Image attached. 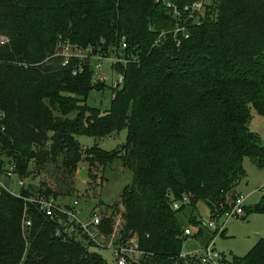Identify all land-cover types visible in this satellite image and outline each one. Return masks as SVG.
Segmentation results:
<instances>
[{
	"label": "trees",
	"instance_id": "obj_1",
	"mask_svg": "<svg viewBox=\"0 0 264 264\" xmlns=\"http://www.w3.org/2000/svg\"><path fill=\"white\" fill-rule=\"evenodd\" d=\"M196 1L0 0V176L12 168L27 182L21 196L0 187V264H109L81 227L71 231L24 199L73 206L82 162L131 173L122 227L116 205L95 209L105 238H138L143 254L129 264H193L181 257L186 208L193 226L201 202L221 216L247 176L244 158L264 169V142L250 127L253 109L264 116V0H207L191 17L185 7ZM67 44L85 58L63 65ZM98 54L127 61L113 63L124 81L107 110L87 101L105 87L94 79ZM123 128L126 143L113 151L77 138ZM41 173L67 192L35 183ZM253 212L264 213V196L244 218ZM227 263L264 264V236Z\"/></svg>",
	"mask_w": 264,
	"mask_h": 264
},
{
	"label": "rangeland",
	"instance_id": "obj_2",
	"mask_svg": "<svg viewBox=\"0 0 264 264\" xmlns=\"http://www.w3.org/2000/svg\"><path fill=\"white\" fill-rule=\"evenodd\" d=\"M96 57L93 58V68L95 70L94 79L96 82H100V77L106 76L103 80L107 79V81L104 82L105 87H103V89H93L89 93L87 101L91 106L107 110L112 103V81L118 78L119 74L113 69V57H106L101 60ZM99 64L101 67L97 68ZM250 127L264 142V116L258 114L254 109L252 110ZM127 135V128H123L118 133L101 139L89 135H79L77 138L84 149L98 146L101 149L113 151L126 143ZM84 155H87V153L85 152ZM243 166L247 176L238 186L237 192L245 197L246 208L255 209L264 196V169H259L249 157L244 158ZM116 167L117 166L113 165L114 169L102 173L101 171H97L94 167H92L90 171L88 161L82 162L80 170L82 168H87L89 176L88 178H82L79 174V170L75 178V189L71 194L79 196L85 221L90 220V214L97 209L96 207L109 210L110 214V212L114 213L113 207L116 205L115 207L117 209H115L114 213V217L116 218L115 221L118 224L119 220H121V225L117 227H122L123 206L121 205L120 193L130 182L131 173L125 169H116ZM44 178L48 180L53 189L61 190L60 192L63 193L67 192V187L62 186V188H57L58 186L56 184L54 185V181L49 173H41V175H38L34 179V182L37 184L40 182L42 183ZM19 180L18 177L5 180L9 191L17 196L22 190ZM70 199V197H65L67 201ZM101 202H104V204L100 205ZM187 213H190L189 208H186V212L181 217V220L185 224V228H192L195 232V235L187 237L183 242V251L188 253L200 252L208 244L214 243L216 250L219 251L227 261H230L233 255L247 254L258 240L264 236V213L253 212L247 216V218H244L246 214L241 218L230 219L222 216L219 222L220 224H224L226 232L223 231L219 233H216L207 226L210 219V211L205 202H201L198 205L197 216L200 221L199 225L193 226L189 224L186 217ZM112 240V238L107 239L104 237L99 243V252L109 264H116L115 256L111 249Z\"/></svg>",
	"mask_w": 264,
	"mask_h": 264
},
{
	"label": "built area",
	"instance_id": "obj_3",
	"mask_svg": "<svg viewBox=\"0 0 264 264\" xmlns=\"http://www.w3.org/2000/svg\"><path fill=\"white\" fill-rule=\"evenodd\" d=\"M207 0H198L194 2L192 5H187L185 7V10L189 15L192 17V14L194 15V12H201L205 6ZM167 6L169 8H175V6L172 3H168ZM177 11V10H176ZM127 47V43L123 42V48ZM63 56H64V62L63 65H67L69 63V58L72 56L79 57L80 59H84L85 56L81 53L80 49L76 45L67 44L64 47L63 50ZM97 56V57H96ZM96 58H99L100 60L104 57L100 54L96 55ZM116 61H121L124 63H127L126 60L119 59L116 57H113V63ZM101 65L99 64L97 68H100ZM115 71V70H114ZM74 73H77V70L74 71ZM106 77V76H105ZM105 77H100V82H106L107 79L103 80ZM124 81V74L120 73L118 78L114 79L112 81L113 87L120 86ZM12 177H18L19 184L21 187L26 185V180L23 178H20L14 170L11 168L9 169L5 174H2L0 176V187L5 188L9 190L8 186L3 182L2 179H10ZM18 196H21L20 194ZM26 201L35 202L37 203L42 211L45 212L47 216L50 217H57L60 219V222L64 225H70L71 231H77L79 227H81L84 232H86L92 241L96 242L98 245L101 242V240L104 238V236L100 233L98 229V225L102 221V212L100 210H94L92 214H90L89 221H85V218L83 216V211L81 209V204L79 200H76L73 204V206L66 208L65 206H61L57 203V201L54 198L46 199L43 197H35V198H24ZM183 201H187V198L185 197ZM182 202H174L173 208L179 209L181 207ZM230 208L226 209L223 213V215H212L210 213V219L208 221V227L212 230H214L216 233L225 231L224 224H220L219 219L224 216L227 219L230 218H241L246 213V206H245V197L241 194H238L235 199L230 203ZM62 215H67L69 220L65 221L62 218ZM89 216V215H87ZM32 225V221L30 218L24 219L23 228L24 230L27 229V227ZM121 225V220H119V223H116V228L119 230L117 226ZM185 236H193L195 235V232L192 228H185ZM113 239V238H112ZM111 249L114 253L116 263L117 264H129V259L134 257H139L143 254L142 250L140 249L138 238L134 237L130 239L125 244L118 245L116 242L112 240L111 243ZM182 258H190L193 261V264H228L227 260L223 257V255L216 250L214 243L208 244L203 250L200 252H185L182 251L181 253Z\"/></svg>",
	"mask_w": 264,
	"mask_h": 264
},
{
	"label": "water",
	"instance_id": "obj_4",
	"mask_svg": "<svg viewBox=\"0 0 264 264\" xmlns=\"http://www.w3.org/2000/svg\"><path fill=\"white\" fill-rule=\"evenodd\" d=\"M88 169L87 168H82L81 170H80V172H79V174H80V176L82 177V178H88Z\"/></svg>",
	"mask_w": 264,
	"mask_h": 264
},
{
	"label": "crops",
	"instance_id": "obj_5",
	"mask_svg": "<svg viewBox=\"0 0 264 264\" xmlns=\"http://www.w3.org/2000/svg\"><path fill=\"white\" fill-rule=\"evenodd\" d=\"M3 180V182L6 184V181L4 180V179H2ZM7 185V184H6ZM225 232H226V230H225Z\"/></svg>",
	"mask_w": 264,
	"mask_h": 264
}]
</instances>
